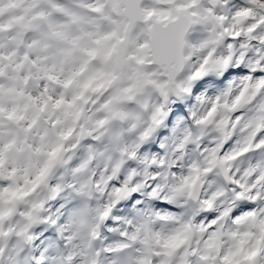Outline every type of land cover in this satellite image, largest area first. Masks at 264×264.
<instances>
[{
  "label": "clouds",
  "instance_id": "1",
  "mask_svg": "<svg viewBox=\"0 0 264 264\" xmlns=\"http://www.w3.org/2000/svg\"><path fill=\"white\" fill-rule=\"evenodd\" d=\"M0 264H264V0H0Z\"/></svg>",
  "mask_w": 264,
  "mask_h": 264
}]
</instances>
